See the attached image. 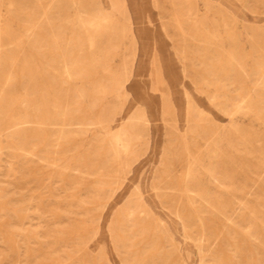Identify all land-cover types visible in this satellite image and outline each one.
<instances>
[{
  "label": "rangeland",
  "instance_id": "obj_1",
  "mask_svg": "<svg viewBox=\"0 0 264 264\" xmlns=\"http://www.w3.org/2000/svg\"><path fill=\"white\" fill-rule=\"evenodd\" d=\"M56 1L1 2L0 264H264V0Z\"/></svg>",
  "mask_w": 264,
  "mask_h": 264
},
{
  "label": "bare ground",
  "instance_id": "obj_2",
  "mask_svg": "<svg viewBox=\"0 0 264 264\" xmlns=\"http://www.w3.org/2000/svg\"><path fill=\"white\" fill-rule=\"evenodd\" d=\"M40 1H41V0H40ZM79 1H80V0H79ZM1 2H2V0H0V10H1V4H2ZM38 2H39V1H38ZM55 2L57 3L58 1L55 0ZM10 3H11V2H10ZM44 3H45V2H44ZM51 4H52V3H51ZM122 6H123V5H122ZM50 7H51V6H50ZM125 7H126V6H125ZM9 11H10V10H9ZM189 11H190V10H189ZM16 12H17V11H16ZM123 12H124V10H123ZM123 12H122V13H123ZM190 12H191V11H190ZM10 13H11V12H10ZM47 13H48V12H47V9H44V11H43V15H46V17H48V16H47ZM101 15H104V14H101ZM40 16H41V15H40ZM43 17H45V16H43ZM107 17H108V16H107ZM190 17H191V16H190ZM197 17H198V16H197ZM39 18H40V17H39ZM104 18H105V17H104ZM104 18H103V20H104ZM109 18H110V17H109ZM40 19H43V18H40ZM171 19H172V18H171ZM189 19H190V18H189ZM109 20H110V19H109ZM109 20H108V22H110ZM43 21H44V19H43ZM47 21H48V20H47ZM97 21H98V20H97ZM112 21H114V20H112ZM115 21H116V19H115ZM48 22H49V21H48ZM104 22H105V21H104ZM37 23H38V21H37ZM95 23H96V22H95ZM179 23H180V22H179ZM198 23H199V22H198ZM39 24H40V23H39ZM194 25H195V24H194ZM38 27H39V26H38ZM38 27H37V28H38ZM43 27H44V25H43ZM43 27H42V28H43ZM48 27H49V26H48ZM48 27H46V29H47ZM33 28H34V27H33ZM49 28H50V27H49ZM51 28H52V27H51ZM51 28H50V29H51ZM104 28H105V27H104ZM115 28H116V27H115ZM29 30H30V29H29ZM38 30H39V29H38ZM5 31H6V30H5L4 26L2 25V20H0V47L3 46V43L1 42V39H2L1 36H2V33H4ZM36 31H37V30H36ZM105 31H106V30H105ZM29 32H31V31H29ZM51 32H52V31H51ZM53 33H54V32H53ZM88 33H90V32H88ZM34 34H35V32H34ZM85 34H86V33H85ZM181 34H182V33H181ZM30 35H32V34H30ZM44 35H45V34H44ZM208 35H209V34H208ZM41 36H42V34H41ZM103 36H104V35H103ZM32 37H33V35H32ZM54 37H55V36H54ZM9 38H10V37H9ZM55 38H56V37H55ZM32 39H33V38H32ZM9 40H10V39H9ZM29 40H30V39H29ZM91 40H92V39H91ZM188 40H189V39H188ZM188 40H187V41H188ZM31 41H32V40H31ZM109 41H110V40H109ZM10 42H11V41H10ZM18 42H19V41H18ZM53 42H54V40H53ZM51 43H52V42H51ZM93 43H94V41H93ZM105 43H106V42H105ZM10 44H12V43H10ZM52 44H53V43H52ZM106 44H107V43H106ZM214 44H216V41L214 42ZM219 44H220V43H219ZM217 45H218V44H217ZM222 45H223V44H222ZM192 46H193V45H192ZM218 46H219V45H218ZM13 47H14V46H13ZM17 47H18V46H17ZM87 47H88V46H87ZM257 47H258V46H257ZM263 47H264V46H263ZM263 47H262V48H263ZM107 48H108V44H107ZM220 48H222V46H221ZM14 49H16V48H14ZM212 49H213V48H212ZM88 50H89V49H88ZM7 51H8V50H7ZM239 51H240V50H239ZM94 52H95V51H94ZM105 52H106V51H105ZM224 52H226V50H225ZM51 53H52V52H50V54H51ZM54 53H55V52H54ZM226 53H227V52H226ZM16 54H17V53H16ZM50 54H49V55H50ZM105 54H107V53H105ZM229 54H230V53H229ZM1 55H2V54H1V49H0V57H1ZM24 56H25V55H24ZM106 56H107V55H106ZM216 56H217V55H216ZM218 56H219V55H218ZM211 57H212V56H211ZM230 58H231V57H230ZM98 59H99V57H98ZM3 60H4V59H3ZM108 61H109V60H108ZM234 61H235V60H234ZM65 62H66V61H65ZM237 64H238V63H237ZM34 65H36V63H35ZM60 65H61V64H60ZM15 67H16V66H15ZM62 67H63V66H62ZM219 67H220V66H218V68H219ZM0 68H1V67H0ZM19 68H20V67H19ZM16 69H17V67H16ZM241 69L243 70L242 67L240 68V70H241ZM67 70H68V69H67ZM134 71H135V70H134V67H132V68L130 69V71H128V73H127V75H126V80H125L126 82L130 79V77H131V75L133 74ZM67 72H68V71H67ZM245 72H246V71H245ZM19 73H20V72H19ZM106 73L108 74V72H106ZM3 74H4V73H3ZM68 74H69V73H67V75H68ZM4 75H6V74H4ZM9 75H10V74H9ZM9 75H7V77H8ZM20 75H21V74H20ZM69 76H70V75H69ZM7 77H6V79H5V76H4L5 81L8 80L9 78H11V75H10V77H8V78H7ZM2 78H3V75H2ZM70 78H71V77H70ZM20 80H21V79H20ZM71 80H72V79H71ZM2 83H3V82H2ZM20 83H21V81H20ZM33 83H35V82L33 81ZM130 83H131V82H130ZM130 83H128L127 88H128V87H129V88L131 87V84H130ZM4 84H5V83H4ZM257 84H258V83H257ZM0 85H1V84H0ZM31 85H32V84H31ZM104 85H105V84H104ZM1 86H2V85H1ZM3 86H5V85H3ZM6 86H7V85H6ZM8 86H9V85H8ZM246 86H247V85H246ZM61 87H63V86H60V91H61ZM64 87H65V86H64ZM69 87H70V86H69ZM247 87H248V86H247ZM1 88H2V87H1ZM1 88H0V89H1ZM48 88H49V87H48ZM53 88H56V87H54V85H53ZM65 88H66V87H65ZM103 88H104V87H103ZM106 88H107V87H106ZM3 89H4V88H3ZM69 89H70V88H69ZM248 89H250V88L248 87ZM261 89H263V88H260V90H261ZM5 90H8V89H5ZM5 90H4V91H5ZM58 90H59V89H58ZM28 91H29V90H28ZM53 91H54V90H53ZM0 92H1V90H0ZM2 92H3V91H2ZM2 92H1V93H2ZM55 93H56V92H55ZM118 93H119V92H118ZM244 93H245V92H244ZM2 94H3V93H2ZM3 95H4V94H3ZM60 95H61V94H60ZM97 95H98V94H97ZM230 95H231V93H230ZM230 95H229V96H230ZM0 96H1V95H0ZM58 96H59V95H58ZM69 96H70V95H69ZM69 96H68V97H69ZM95 96H96V95H95ZM95 96H94V97H95ZM42 97H43V96H42ZM68 97H67V98H68ZM97 97H98V96H97ZM247 97H248V96H247ZM0 98H1V97H0ZM3 98H4V97H3ZM3 98H2V99H3ZM6 98H7V97H6ZM9 98H10V97H9ZM82 98H83V97H82ZM82 98H81V99H82ZM240 98H241V97H240ZM10 99H11V98H10ZM43 99H44V98H43ZM52 99H53V98H52ZM70 99H71V98H70ZM44 100H45V99H44ZM63 100H64V99H63ZM247 100H249V98H248ZM253 100H254V99H253ZM41 101H43V100H41ZM83 101H84V100H83ZM83 101H81V102H83ZM241 101H242V100H241ZM84 102H85V101H84ZM44 103H45V102H44ZM254 103H255V102H254ZM5 104H6V103H5ZM66 104H67V103H66ZM86 104H87V103H86ZM232 104H233V103H232ZM242 104H243V103H242ZM84 105H85V104H84ZM44 106H45V105H44ZM256 106H257V105H256ZM86 107H87V106H86ZM101 107H102V106H101ZM0 108H1V107H0ZM60 108H61V107H60ZM89 108H90V107H89ZM240 108H241V107H240ZM44 109H45V107H44ZM67 109H68V108H67ZM67 109H66V110H67ZM8 110H9V109H8ZM99 110L101 111V109H99ZM238 110H239V109H238ZM44 111H45V110H44ZM89 111H90V110H89ZM99 113H100V112H99ZM99 113H98V114H99ZM4 114H5V113H4ZM2 115H3V112H2ZM39 115H40V113H39ZM83 115H84V114H83ZM18 116H19V115H18ZM0 118H1V117H0ZM69 118H70V117H69ZM69 118H68V120H69ZM136 118H138V120H140L139 117H136ZM212 120H213V119H212ZM263 120H264V119H263ZM263 120H262V121H263ZM36 122H37V121H36ZM38 122H39V121H38ZM99 123H100V122H99ZM0 124H1V123H0ZM29 124H31V123H29ZM37 124H38V123H37ZM86 124H87V123H86ZM22 125H23V124H22ZM25 125H26V124H25ZM1 126H2V125H1ZM52 126H53V125H52ZM60 127H61V126H60ZM62 127H63V126H62ZM84 127H85V126H84ZM44 128H45V127H44ZM52 128H53V127H52ZM58 128H59V127H58ZM111 129H112V128H111ZM201 129H202V128H201ZM53 130H54V129H53ZM53 130H52V132H53ZM55 130H56V129H55ZM55 130H54V131H55ZM47 131H48V130H47ZM74 131H75V130H74ZM49 132H50V130H49ZM52 132H51V133H52ZM138 132H139V131H138ZM61 133H62V132H61ZM94 133H95V132H94ZM140 133H141V132H140ZM0 134H1V133H0ZM254 135H255V134H254ZM218 137H220V136H218ZM48 138H49V137H48ZM229 138H230V137H229ZM258 138H259V137H258ZM100 139H101V138H100ZM109 139H110V138H109ZM212 139L214 140V138H212ZM234 139H235V138H234ZM82 140H84V138H83ZM133 140H134V139H133ZM138 140H139V139H138ZM258 140H259V139H258ZM108 141H109V140H108ZM118 142H119V141H118ZM63 143H64V142H63ZM208 143H209V142H208ZM72 144H73V143H72ZM76 144H77V143H75L74 145H76ZM62 145H63V144H62ZM68 146H69V144H68ZM112 146H113V145H112ZM13 147H14V146H13ZM62 147H63V146H62ZM218 147H219V146H218ZM26 148H27V147H26ZM111 148H112V147H111ZM113 149H115V148L113 147ZM117 150H118V149H117ZM117 150H116V152H118ZM11 152H12V151H11ZM23 153H25V152H23ZM37 153H38V152H37ZM83 153H84V151H83ZM91 153H92V151H91ZM198 153H200V151H199ZM224 153H225V152H224ZM25 154H26V153H25ZM89 154H90V153H89ZM249 154H250V153H249ZM38 155H39V154H38ZM64 155H65V154H64ZM78 155H79V153H78ZM226 155H227V154H226ZM53 157H55V156H53ZM118 157H119V156H118ZM55 158H56V157H55ZM229 158H231V157H229ZM119 159H120V157H119ZM230 160H231V159H230ZM93 161H94V160H93ZM51 162H54V161H51ZM84 162H85V161H84ZM46 163H47V162H46ZM260 163H261V160H260ZM51 164H52V163H51ZM54 165H56V164H54ZM117 165H118V163H117ZM119 165H120V164H119ZM57 166H58V164H57ZM120 166H121V168L124 167V165H123V166L120 165ZM118 167H119V166H118ZM188 168H189V167H188ZM118 169H119V168H118ZM37 170H39V169H37ZM50 170H51V169H50ZM110 170H111V169H110ZM189 170H190V169H189ZM255 171H256V170H255ZM34 172H35V171H34ZM65 172H66V170H65ZM35 174H36V173H35ZM66 174H68V173L66 172ZM257 174H258V173H257ZM58 175H59V174H58ZM50 176H51V173H50ZM62 177H63V176H62ZM197 177H198V176H197ZM236 177H237V175H236ZM99 178H100V177H99ZM185 180H186V179H185ZM110 181H111V179H110ZM222 186H223V185H222ZM175 191H176V190H175ZM237 191H238V190H237ZM183 194H184V193H183ZM230 207H231V206H230ZM227 218H228V217H227ZM223 223H224V222H223ZM219 225H220V224H219ZM203 229H204V228H203ZM217 234H218V229H215V230L213 231V234H212V235L216 238ZM255 237H256V236H255ZM253 238H254V237H253ZM258 238H259V237H258ZM218 242H219V241H217V243H218ZM249 242H250V240H249ZM250 243H251V242H250ZM40 246H41V245H40ZM212 246H213V245H212ZM249 246H250V244H249ZM257 249H258V248H257ZM212 250H213V249H212ZM215 250H216V249H215ZM218 250H219V249H218ZM40 251H41V250H40ZM258 252H259V251H258ZM244 257H245V256H244ZM259 257H260V256H259ZM260 258H261V257H260ZM249 261H251V260H249ZM261 261H262V260H261ZM253 263H254V262H253ZM253 263H252V264H253Z\"/></svg>",
  "mask_w": 264,
  "mask_h": 264
}]
</instances>
